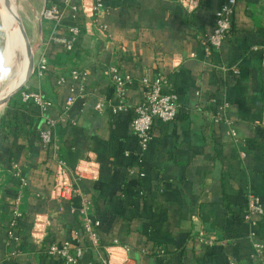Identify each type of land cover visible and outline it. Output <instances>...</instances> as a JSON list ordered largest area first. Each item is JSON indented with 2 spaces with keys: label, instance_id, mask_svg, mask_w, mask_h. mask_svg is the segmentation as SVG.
<instances>
[{
  "label": "crops",
  "instance_id": "crops-1",
  "mask_svg": "<svg viewBox=\"0 0 264 264\" xmlns=\"http://www.w3.org/2000/svg\"><path fill=\"white\" fill-rule=\"evenodd\" d=\"M225 1L100 0L89 17L49 0L59 21L44 10L29 16L37 49L23 91L50 106L19 94L0 116V264H65L45 250L67 241L83 250L77 264H264V214L246 219L250 194L264 209V0H239L222 47L209 53L202 38ZM112 67L134 78L133 106L144 78L162 75L177 96V118L156 120L144 150L132 135L134 110L96 109L115 101ZM62 180L72 193L59 200Z\"/></svg>",
  "mask_w": 264,
  "mask_h": 264
},
{
  "label": "built area",
  "instance_id": "built-area-1",
  "mask_svg": "<svg viewBox=\"0 0 264 264\" xmlns=\"http://www.w3.org/2000/svg\"><path fill=\"white\" fill-rule=\"evenodd\" d=\"M99 1L100 0H63V3L67 7L71 8V10L75 13H78V11L82 9L86 13V16L92 17L93 12H95L98 8ZM180 1L186 4L188 0ZM238 1L239 0H226L217 11L213 30L202 38V42L207 52L211 53L218 51L222 47L224 40L232 28V18ZM43 17L59 21L62 17V13L57 5H51L45 7ZM79 31V28L76 26L70 29L71 38L66 41L67 50H73L75 38L79 34ZM46 69L47 60L42 57L36 70L43 72ZM72 75L74 78L84 77L81 72L77 71H74ZM109 75L111 78V86L114 92L115 101H99L96 104V109L103 110L106 107L105 105L109 104V107H111L112 112L115 115L134 110L135 115L131 120L132 135L138 140L140 148L144 150L148 147L150 141L152 140V130L156 120L171 122L177 118L179 113L177 96L175 93L167 92L164 89L165 82L162 75H159L154 80L144 78L141 80V84H143L141 98L139 102L133 106L129 100L127 89L128 86L133 83L134 78L129 74H122L116 67L110 68ZM22 98L25 102H33L41 110L50 106V102L44 99L39 93L22 91ZM68 102L72 104L74 102V98H69ZM221 119L222 116H218L217 121ZM55 126L56 122L49 120L47 128L41 131L40 136L44 145L47 146L52 142L53 130ZM232 133L235 134L233 130ZM59 166L62 171H65L66 167L62 163ZM56 188L59 200L69 197L72 193L71 186L65 184L63 180L56 184ZM263 214L264 209L260 199L257 196L250 194L246 219L251 221L252 217L257 215L261 216ZM12 215L13 220L11 226L15 227L17 225L16 222L18 221V218L21 217V214L15 207ZM251 223L256 224V221L252 220ZM85 232L86 238L92 246L96 247L99 245V236L96 226L93 223H88L85 226ZM9 233L10 236L14 235L13 230ZM114 245L119 246L120 244L114 242ZM262 247V244H256V248L259 251ZM124 248L127 249L126 246H124ZM45 252L50 256H59L63 259L65 264H77L83 250L80 247L73 249L72 242L67 241L63 244L53 243L45 250ZM102 264H113V262L104 258ZM121 264L129 263L126 261Z\"/></svg>",
  "mask_w": 264,
  "mask_h": 264
},
{
  "label": "bare ground",
  "instance_id": "bare-ground-1",
  "mask_svg": "<svg viewBox=\"0 0 264 264\" xmlns=\"http://www.w3.org/2000/svg\"><path fill=\"white\" fill-rule=\"evenodd\" d=\"M10 8L18 14V11L14 9L16 8L15 0H0V17L4 20V23H6V27L8 28V31L6 30L8 39L5 50V61L6 63H9V65L7 64L2 67L0 72V106L2 105L1 101L15 91L25 80L29 64L22 31L15 22ZM18 53H21L23 56L20 61L21 63L16 64Z\"/></svg>",
  "mask_w": 264,
  "mask_h": 264
},
{
  "label": "rangeland",
  "instance_id": "rangeland-1",
  "mask_svg": "<svg viewBox=\"0 0 264 264\" xmlns=\"http://www.w3.org/2000/svg\"><path fill=\"white\" fill-rule=\"evenodd\" d=\"M48 1L49 0H15L16 8H14V9L18 11V15L24 24L26 34H27L28 39L31 43V48H32L33 54H35L37 47L34 46L32 40L30 38L29 32H28L29 27H27V26H29L28 23H30L29 22V16L37 15L39 17V14L41 13V11L44 10V8L49 5ZM22 17L24 18V20ZM37 22L39 24L40 20L38 19ZM6 30L8 31V28L6 27V23H4V20H2L0 17V72H1L2 67L6 66L7 64L9 65V63H6V61H5V54H6L5 50L7 47V39H8ZM17 56H18V58H17L16 64H19V63H21L20 61H21L23 55L21 53H18ZM17 70H18V68H17ZM34 70H35V60H34ZM16 75H17V72H16ZM22 91H23V89H22ZM22 91L20 92L21 95H22ZM11 101H13V98L9 102L0 106V116L3 115V111L8 110L9 104L11 103Z\"/></svg>",
  "mask_w": 264,
  "mask_h": 264
},
{
  "label": "water",
  "instance_id": "water-1",
  "mask_svg": "<svg viewBox=\"0 0 264 264\" xmlns=\"http://www.w3.org/2000/svg\"><path fill=\"white\" fill-rule=\"evenodd\" d=\"M10 11L14 17L15 22L18 24V26L20 27V29L22 31V35L24 37V42L26 44V50H27V54H28V58H29V64H28V71H27V74H26L27 76H26L25 80L22 82L21 85H19L16 88L15 91H13L9 96L5 97L1 101L2 105L9 102L12 98H14L17 94H19L22 91V89L24 88V86L26 85V83L31 78V76L34 72V54H33L32 48H31V43H30L28 36L26 34L24 24H23V22H22V20L18 14H16L11 8H10Z\"/></svg>",
  "mask_w": 264,
  "mask_h": 264
},
{
  "label": "trees",
  "instance_id": "trees-1",
  "mask_svg": "<svg viewBox=\"0 0 264 264\" xmlns=\"http://www.w3.org/2000/svg\"><path fill=\"white\" fill-rule=\"evenodd\" d=\"M19 94H20V93H19ZM19 94H17V95H18L17 97H19V96H20ZM30 103H31V105H32V103H33V102H30Z\"/></svg>",
  "mask_w": 264,
  "mask_h": 264
}]
</instances>
